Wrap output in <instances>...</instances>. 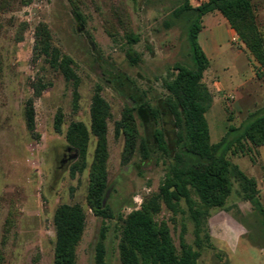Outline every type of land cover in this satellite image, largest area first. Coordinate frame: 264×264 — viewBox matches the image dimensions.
Wrapping results in <instances>:
<instances>
[{
	"label": "rangeland",
	"instance_id": "374dc122",
	"mask_svg": "<svg viewBox=\"0 0 264 264\" xmlns=\"http://www.w3.org/2000/svg\"><path fill=\"white\" fill-rule=\"evenodd\" d=\"M183 1L0 0V264H53V218L61 205H78L85 213L77 264H96L100 242L106 263L122 264L125 222L141 210L169 229L178 253L182 242L199 251L198 264H264L262 216L243 199L234 176L225 206L211 209L208 220H202L199 241L186 202L169 204L161 196L176 153L183 154L186 165L196 162L186 139H177L178 129L164 107L165 84L176 76V65L193 68L188 27L195 14L174 15ZM252 1L258 11L260 0ZM200 33L203 40L216 34L221 45L203 78L213 99L207 120L215 143L230 126L239 130L250 113L262 109L264 98L257 92L255 105L241 97L242 90L234 92L236 99L219 84L234 87L251 70L236 32L229 38L211 17L202 18ZM96 94L106 104L103 204L110 217L96 215L88 202L97 148L91 133ZM144 102L162 110L158 125L142 108ZM127 111L137 128L131 151L122 125ZM73 123L83 124L89 134L84 157L68 138ZM156 127L165 131L168 155L154 145ZM248 148L228 158L256 181L264 207V146Z\"/></svg>",
	"mask_w": 264,
	"mask_h": 264
},
{
	"label": "trees",
	"instance_id": "16d2710c",
	"mask_svg": "<svg viewBox=\"0 0 264 264\" xmlns=\"http://www.w3.org/2000/svg\"><path fill=\"white\" fill-rule=\"evenodd\" d=\"M215 11L221 13L235 30L259 64L258 76L264 77V39L259 30L257 11L252 0H208L198 7H193L190 0H184L175 9L174 15L177 18L189 12L195 14L188 27V46L193 68L176 65V76L165 84L168 94L164 107L178 129L177 139H186V147L194 154L196 162L186 165L183 154L176 153L174 163L161 187V196L169 204L181 200L186 202L197 225L198 241L202 220H208L211 209L225 206L232 191L231 175L239 181L243 199L257 207L264 224V207L259 201L256 181L228 158L229 153L250 152L248 145H264V107L250 113L239 130L230 126L219 142L211 141L207 113L213 99L203 82L210 61L200 46L199 34L203 16ZM43 53L46 57L49 56L48 47ZM142 108L147 111L153 123L158 125L163 115L162 110L149 102H144ZM28 119L33 121L31 107L28 109ZM122 125L127 148L131 151L135 147L137 135L132 111H127ZM91 133L97 138V148L90 175L88 202L96 215L110 217L103 204L107 188L108 160L106 104L99 94L94 96L91 107ZM88 137V131L83 124L73 123L70 126L68 138L81 151L82 157L85 156ZM153 142L158 151L169 154V145L162 128H155ZM153 206L157 207L158 203L154 202ZM53 223L56 231L53 264H77L76 247L85 227L83 209L78 205H61L54 213ZM120 249L122 264H198L200 257L199 251L184 242L181 244V252L178 253L169 229L158 225L148 210L134 212L128 217ZM105 256V246L100 242L96 246V264H107Z\"/></svg>",
	"mask_w": 264,
	"mask_h": 264
},
{
	"label": "crops",
	"instance_id": "0c3cea01",
	"mask_svg": "<svg viewBox=\"0 0 264 264\" xmlns=\"http://www.w3.org/2000/svg\"><path fill=\"white\" fill-rule=\"evenodd\" d=\"M206 2H208V0H190V4L193 7H198L202 3H206ZM258 8L259 9L257 11V20H258V24H259V30L263 36V39H264V0L259 1ZM219 15H220L219 12H212V13H208L205 16H203V19L206 20V19H210L211 17L216 18V23L217 24L219 22L222 23V25L225 27V31H226L228 37L229 38L232 37L235 34V31L230 27L227 20L223 16L221 17ZM199 43H200L202 50L204 51V53L208 57L209 61H211L212 58L215 57L216 55H219L221 45L219 42V38L216 36V34L213 33L209 36L208 40H203L202 39V33H200L199 34ZM248 54H249L248 63H249V66L251 67V70H248L246 72L248 74L247 75L243 74L242 80L239 83H236L234 85V87H228L227 85H224L221 82L219 84L222 86V88L225 91L233 93L234 95H235L234 92L242 90L241 92H244V93L241 94V97L245 98V99L249 100L251 103L257 105V100L255 99V96L257 95V92H260L261 93L260 99L264 98V95L262 92L264 84H262L263 83L262 78L258 76L259 64L256 62L254 57L249 53V51H248ZM254 80H256L254 82L255 83L254 88H249V85ZM232 84H233V81H232ZM235 97L237 99V94L235 95ZM211 141H212V138H211ZM219 141H216L215 143H217Z\"/></svg>",
	"mask_w": 264,
	"mask_h": 264
}]
</instances>
